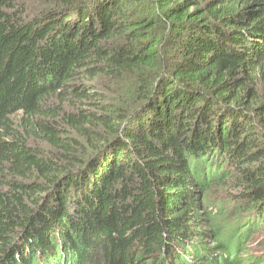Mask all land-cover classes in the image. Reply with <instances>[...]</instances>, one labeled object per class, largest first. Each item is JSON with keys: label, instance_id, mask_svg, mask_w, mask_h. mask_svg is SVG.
Here are the masks:
<instances>
[{"label": "trees", "instance_id": "trees-1", "mask_svg": "<svg viewBox=\"0 0 264 264\" xmlns=\"http://www.w3.org/2000/svg\"><path fill=\"white\" fill-rule=\"evenodd\" d=\"M29 1L0 0V264H264V0Z\"/></svg>", "mask_w": 264, "mask_h": 264}, {"label": "rangeland", "instance_id": "rangeland-1", "mask_svg": "<svg viewBox=\"0 0 264 264\" xmlns=\"http://www.w3.org/2000/svg\"><path fill=\"white\" fill-rule=\"evenodd\" d=\"M27 6H28L29 8H34V7H38V6H40V5H38L37 0H31V1H29V2L27 3ZM201 229H202L203 231H205V232L209 230V228L206 227V226L201 227ZM250 244H251V243H250ZM250 246H253V245H250Z\"/></svg>", "mask_w": 264, "mask_h": 264}]
</instances>
